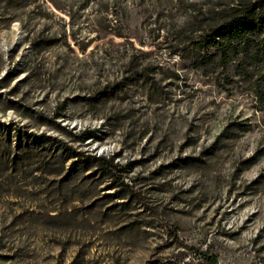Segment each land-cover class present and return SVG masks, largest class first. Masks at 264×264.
Listing matches in <instances>:
<instances>
[{"label":"rangeland","instance_id":"374dc122","mask_svg":"<svg viewBox=\"0 0 264 264\" xmlns=\"http://www.w3.org/2000/svg\"><path fill=\"white\" fill-rule=\"evenodd\" d=\"M254 1L0 0V264H264Z\"/></svg>","mask_w":264,"mask_h":264},{"label":"trees","instance_id":"16d2710c","mask_svg":"<svg viewBox=\"0 0 264 264\" xmlns=\"http://www.w3.org/2000/svg\"><path fill=\"white\" fill-rule=\"evenodd\" d=\"M257 37L264 46V0L241 3L212 26L203 41L217 46L225 54L227 51L246 50ZM95 138V131L85 132L82 137L83 141Z\"/></svg>","mask_w":264,"mask_h":264}]
</instances>
